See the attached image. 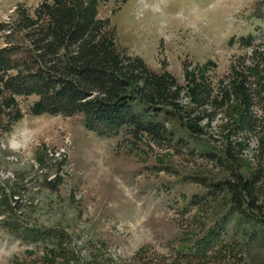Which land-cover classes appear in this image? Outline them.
<instances>
[{
    "label": "rangeland",
    "instance_id": "obj_1",
    "mask_svg": "<svg viewBox=\"0 0 264 264\" xmlns=\"http://www.w3.org/2000/svg\"><path fill=\"white\" fill-rule=\"evenodd\" d=\"M41 1L0 0V24L12 26L19 5L33 13ZM97 11L121 54L181 86L184 68L200 76L207 62L215 67L205 76L218 86L252 52L240 39L264 42V0H107ZM36 100L18 98L23 118L15 123L0 110V264H130L141 248L150 260L180 251L217 264H264V179L261 211L239 210L224 187L232 174L248 178L256 169L254 137L235 164L225 158L238 107L203 123V135L169 110L149 112L143 123L165 129L154 141L136 138L132 126L88 130L81 114L33 116ZM182 106L195 110L187 97Z\"/></svg>",
    "mask_w": 264,
    "mask_h": 264
},
{
    "label": "trees",
    "instance_id": "obj_2",
    "mask_svg": "<svg viewBox=\"0 0 264 264\" xmlns=\"http://www.w3.org/2000/svg\"><path fill=\"white\" fill-rule=\"evenodd\" d=\"M102 1L107 0H42L33 13L19 5L16 22L0 24V32L6 33L5 47L0 48V110L9 122L23 118L18 98L36 97L30 108L33 116L81 114L88 130L113 134L132 126L136 138L143 133L160 141L164 127L144 124L143 115L169 110L191 135H203V123L209 125L219 112L238 107L225 158L235 164L254 137L256 169L248 178L232 174L224 187L239 210L261 211L256 188L264 179V42L253 46L252 37L240 39L252 52L218 86L205 76L215 67L213 62L206 63L200 76L184 68L185 86H181L170 73H156L141 58L118 51L109 20L98 17ZM183 97L195 110L185 112ZM135 103L147 111L135 112ZM145 252L146 248L138 250L130 264H217L180 251L172 260H150Z\"/></svg>",
    "mask_w": 264,
    "mask_h": 264
}]
</instances>
